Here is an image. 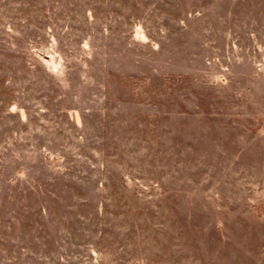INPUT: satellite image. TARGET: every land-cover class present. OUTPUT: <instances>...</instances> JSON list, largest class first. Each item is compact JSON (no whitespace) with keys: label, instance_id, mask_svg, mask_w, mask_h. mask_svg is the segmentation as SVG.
Instances as JSON below:
<instances>
[{"label":"rangeland","instance_id":"obj_1","mask_svg":"<svg viewBox=\"0 0 264 264\" xmlns=\"http://www.w3.org/2000/svg\"><path fill=\"white\" fill-rule=\"evenodd\" d=\"M0 264H264V0H0Z\"/></svg>","mask_w":264,"mask_h":264}]
</instances>
